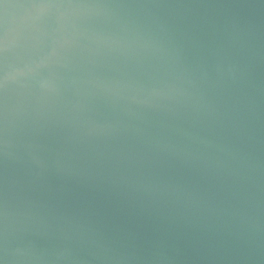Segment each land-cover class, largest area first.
I'll return each instance as SVG.
<instances>
[{"label":"water","instance_id":"95a60500","mask_svg":"<svg viewBox=\"0 0 264 264\" xmlns=\"http://www.w3.org/2000/svg\"><path fill=\"white\" fill-rule=\"evenodd\" d=\"M0 264H264V0H0Z\"/></svg>","mask_w":264,"mask_h":264}]
</instances>
